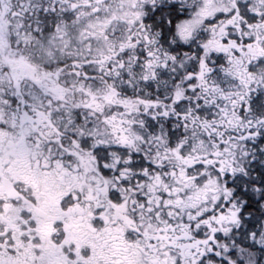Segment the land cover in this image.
<instances>
[{
    "label": "snow or ice",
    "instance_id": "obj_1",
    "mask_svg": "<svg viewBox=\"0 0 264 264\" xmlns=\"http://www.w3.org/2000/svg\"><path fill=\"white\" fill-rule=\"evenodd\" d=\"M0 264H264V0H0Z\"/></svg>",
    "mask_w": 264,
    "mask_h": 264
}]
</instances>
